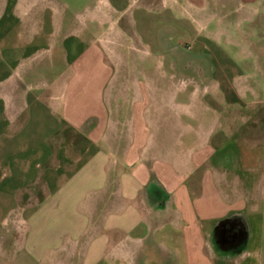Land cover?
<instances>
[{
    "label": "crops",
    "instance_id": "0c3cea01",
    "mask_svg": "<svg viewBox=\"0 0 264 264\" xmlns=\"http://www.w3.org/2000/svg\"><path fill=\"white\" fill-rule=\"evenodd\" d=\"M130 1L132 3L124 4L119 0H97L86 6L81 0H0V153L1 144L27 141L51 143L56 137L60 142L69 136L66 124L81 125L89 112L95 109L100 113L95 135L107 139L110 136L118 144L126 143L125 146H118L125 161L140 158V149L146 142L151 143L152 139L147 136L146 124L166 118L165 96L168 89L167 74L158 70L159 65L156 66L161 62L157 56L165 53L152 49L150 39L145 38L148 35H138V24L142 23V19L137 18L135 12L139 11V15L145 17L168 11V14L175 16L173 20L160 17L159 23L164 21V24L178 25L177 23L187 19L192 25L188 26L190 30L187 26H174V29L178 27L180 31H188L189 36L193 37L190 43L196 46L202 35L200 26L208 31L205 39L209 43L217 40L216 33L211 30H226L225 26H230L226 25L227 19L230 20L228 16L236 12L240 15L239 21L247 23L264 11V0H231L236 9L227 12L225 10L228 3L225 0H217L218 7L214 6L212 0ZM221 7L223 11H219ZM218 8L220 9L217 10ZM130 30L139 38V46L146 55L141 59L140 55L131 59L138 63V70L122 72L117 66L118 49L115 48H118V44L114 36L119 31L125 34ZM94 31H98V45H90L91 48H88V32ZM125 40L129 42L127 37ZM152 45L156 46L154 43ZM206 45L199 52L196 51L197 55L206 50ZM128 47L126 45L124 48ZM247 47L245 54L252 59V68L240 73L239 87L258 96L257 98L260 97L259 100L264 103V82L261 84L257 80L264 79V54L251 46L250 50ZM184 57L179 56V59L183 63H192L193 68L185 65L189 71L180 78L189 77L200 84L206 73L197 71V66L194 67L197 59L190 57L189 60H184ZM175 76L177 77L176 73ZM217 88L219 95L225 91L223 83H219ZM210 90L209 85L200 86L198 90L192 82L190 86L176 88L174 96L180 106V114L172 127L183 129L182 133L191 132L189 121L183 120L198 116L194 111L196 101L202 92L210 94ZM123 97L126 105L129 104L134 112L126 124L113 121L112 115L110 118L108 113L109 109L113 111L115 103L121 104ZM215 104L219 103L212 98L207 105L206 119L201 121L200 128L206 127V130L200 129L198 133L202 139L205 137L208 144L220 141V137L224 138V143H228L226 136L229 132L231 135L232 128H243L241 136L231 141L236 143L233 158L239 160L240 166L249 171L250 176L259 175V179L256 178L257 181L254 182V197L249 196L252 188L247 189V181L241 179L245 192L237 202L219 207L211 203L212 192L216 191L215 184L219 183L218 178L224 173L215 172L220 165L216 166L211 162L221 150L216 152L210 146L206 156L202 157L212 164L211 171L213 170H207L208 196L203 200L192 199L186 190L180 188L171 192L160 176L162 172L157 171L159 175L148 181L150 176L144 171L140 174L144 177L143 183H138L135 188L131 184L120 188L125 205L131 202L129 207L140 213L138 217L144 227L136 226L128 216L98 221L96 228L100 233L84 249L88 250L89 255H93V259H87L84 264H260L257 257L261 254V221L258 224L261 202L257 188H262L264 180L261 129L258 132L256 129L248 131L246 125L251 122L248 118L237 119L244 125H236L232 123L237 120L224 121L226 115L221 112L217 117L209 115V111L216 113ZM149 109L152 111L147 114L146 110ZM257 118L260 125L256 124ZM263 120L261 112L254 118L255 127L261 128ZM196 160L199 161V158L193 156L192 163H197ZM152 181L164 197L169 195L165 209H157L146 197L148 187L145 185ZM107 188L113 192L114 198L117 188L113 184ZM23 206L25 214L18 215L11 228L3 230V225L8 222L0 221L4 236L8 237L10 243L13 239L16 246L9 248L3 245L0 249V264H55L56 253L70 251L68 243L63 241L67 234L64 218H60L62 222H59L57 216L51 215L52 207L56 206L55 201L52 203L50 196L39 197V194L35 195L31 191L25 196ZM226 217H232L230 221L237 228L231 241H220L223 246L238 253L237 257L221 255L215 248L213 233L206 237L200 236V222L213 218L216 223ZM56 228L62 231L57 232ZM23 243L27 246L29 244V254L20 260L14 255L20 250L17 246ZM243 246L245 249L240 253ZM12 254L14 255L11 257ZM62 261L63 259L57 264H64Z\"/></svg>",
    "mask_w": 264,
    "mask_h": 264
},
{
    "label": "rangeland",
    "instance_id": "374dc122",
    "mask_svg": "<svg viewBox=\"0 0 264 264\" xmlns=\"http://www.w3.org/2000/svg\"><path fill=\"white\" fill-rule=\"evenodd\" d=\"M94 1L97 0H81V2H85L86 6H90ZM119 1L124 4L132 3L130 0ZM212 1L214 6L218 7L217 0ZM225 1L228 3L225 11L234 10V2ZM216 7L214 8L216 9ZM222 7L217 10L223 11ZM135 13L137 18L142 19V23L138 24V35L142 37L141 34L145 33L148 35L145 38L151 41L152 49H159L161 53H165L157 56L161 62L157 63L156 66L159 65L158 70L167 74L166 85L168 89V94L165 96L166 104L164 103L166 118H161L162 121L160 122L152 121L153 123L146 124L147 136L152 137V139L151 143L146 142L144 147L140 149V158H135L131 162L125 161L118 146H125L126 143L118 144L115 143V138L113 140L109 138L110 136L107 139L105 137L98 138L95 135L97 134L98 115L100 113L93 107L91 108L94 110L89 112L81 125L66 124L65 128L69 136L61 139L60 142L57 141L58 138L56 137L55 141L51 143L27 141L1 144L0 221L8 222V224L3 225V230L4 228L5 230L11 228L15 218L24 213L23 203L27 193L32 191L35 195L39 194V197L40 195L50 196L51 202L55 201L56 203V206L52 207L51 215L57 216L58 220H56L59 222H62L60 218H64L65 234H67L63 241L70 246L69 252L54 255L55 264L61 263L62 259L64 264H84L87 259H93V255H89L88 250L84 249L85 245L88 246L100 233L98 227L96 228L100 220L106 221L109 217L114 219L128 216L135 222L136 226L144 227V224L140 222V217H138L140 213L129 207L132 205L131 202L129 205H125L124 196L121 195L122 190L120 189L122 185L131 184L135 188L138 183H143L144 177L140 174L144 171L150 176L148 181L159 175L158 172H162L160 176L171 189V192L173 189L180 188L186 190L192 199L203 200L208 196L206 189L207 170L211 171L212 164L220 165L215 172L220 171L219 173H221L223 171L224 174L218 178L219 183L216 182L218 184H215L216 191L212 192L211 203L219 207L237 202L245 192L241 186V182L245 180L249 184L247 189L252 188L249 196L254 197V182L259 179V175L250 176L249 171L243 170L240 166L239 160L233 158L236 143L231 141L241 136L243 128L233 127L231 135L229 132L226 136V139L229 140L228 143H224V138L220 137V141L208 144L205 137L202 139L198 132L200 129L206 130V127L200 128L201 121L206 119L207 105L213 98L219 104L214 105L217 110L216 113L209 111V115L214 114L217 117L221 112V114L226 115L223 118L224 121L230 122L248 118L251 122L248 121L246 129L251 130V132L255 129L258 132L261 129L262 136L260 138L264 143V120L261 128L255 127L254 122V118L259 113L262 112L264 116V103L259 100L260 97L257 98L258 96L249 94L239 87L240 73L252 68V59L245 54L246 47L248 46L249 50L252 47L264 54V11L260 15H254L253 20L247 23L239 21L240 15L236 12L232 16H228L230 20L227 19L226 25L230 24V26H225L226 30L216 29V32L211 30L212 33H216L217 40L209 41V43L205 39V33L208 31L204 26H200L202 35L196 46L192 44V49H187V43L191 44L190 39H193L189 36V32L180 31L178 27L174 29V26H187V29L190 30L188 26L192 25L187 19L182 17L183 20L181 23H177L178 25L164 24V21L162 24L158 21L160 17L172 19L175 16L168 14V11L161 15L155 13L145 17L140 16L139 11ZM176 17L179 18L178 15ZM221 17L223 18V15H220ZM118 27L124 28L126 26ZM97 34L98 31L88 32V48H91L90 45H98ZM115 34L114 38L118 44V48H115L118 49L116 52L118 70L122 72L138 70V63L131 61V59L135 56L137 58L138 55L141 56V59L146 55L139 46V38L136 34L134 35L132 30L125 32V34L123 31ZM126 37L129 42L125 40ZM153 43L156 46H153ZM126 45L129 47L124 48ZM205 45L207 46L205 47L206 50L197 55V52L202 50ZM164 55L166 56L164 57ZM179 56L184 57V60L186 58L189 60L190 57L193 60L197 59L194 67L197 66V71L206 73L200 84L197 83V80H191L189 77L180 78L181 75L189 71L186 70L185 65L192 67L193 64L190 62L183 63ZM150 59L154 60L153 57ZM257 80L261 84L264 82L263 78ZM191 82L198 90L200 86L207 85L211 87V90L210 94L202 92L198 97L196 110H194L198 116L183 120L184 122L189 121L191 132L182 133L183 129L176 126L172 127L180 114V106L176 103L174 92L176 88L190 86ZM219 83H223L225 88L223 94L220 95L217 88ZM124 97L120 102L121 104L116 105L115 103L112 107L113 111L108 110L110 118L112 115L113 121H119L122 124H126V121L134 115L133 110L130 109L132 107L124 102ZM151 111L152 109L146 110V113H151ZM240 120L232 124L244 125ZM256 124L260 125L259 121ZM208 146L214 147L216 152L221 150L218 155L211 159L212 164L202 158L206 156ZM193 156L199 158V161L196 160L198 164L192 163ZM132 177L135 179H131ZM150 183L146 184L145 187L147 188ZM112 184L117 188V195L114 196L113 194L114 198L112 197L113 192L107 188ZM257 189H259L257 191L258 199L261 202L258 208V213L261 215L258 217V224L261 221L259 236L261 254L257 258L260 264H264V180L262 188L258 187ZM219 221L215 223L211 218L200 222V236L206 237L213 233ZM56 225L61 226L59 223ZM59 228H56L57 232L62 231V229L58 230ZM4 235L5 232L0 227V249L3 245L9 248L14 247L13 239L9 238L12 239L10 243V240H7L8 237ZM17 249L20 250L15 255L12 254L11 257L14 255L15 258L22 260L29 254V244L28 246L25 243L19 244ZM200 262L201 260L198 263Z\"/></svg>",
    "mask_w": 264,
    "mask_h": 264
},
{
    "label": "flooded vegetation",
    "instance_id": "af4514ba",
    "mask_svg": "<svg viewBox=\"0 0 264 264\" xmlns=\"http://www.w3.org/2000/svg\"><path fill=\"white\" fill-rule=\"evenodd\" d=\"M146 197L149 200L150 204L155 206L157 209H159V208L165 209L167 207L168 201L165 199V197L161 194L160 190L156 186L154 188H152L151 190H147ZM225 227H229V228H225ZM236 228L237 227H236L235 223H233L232 221H230L228 224H225L224 227L220 231V239L231 241L233 238L232 232ZM220 239L217 240V244L221 249H223L224 251H228V252L234 251L225 245L223 246L221 244Z\"/></svg>",
    "mask_w": 264,
    "mask_h": 264
},
{
    "label": "trees",
    "instance_id": "16d2710c",
    "mask_svg": "<svg viewBox=\"0 0 264 264\" xmlns=\"http://www.w3.org/2000/svg\"><path fill=\"white\" fill-rule=\"evenodd\" d=\"M155 186L158 187V186L152 181V182L149 184V186H148V190H151V189L154 188ZM159 190H160V189H159ZM161 191H162V192H165L164 189H161ZM165 195H166V194H165ZM168 197H169V195L167 194V195L165 196V199H167ZM231 218H232V217H226V218L220 220V221L217 223V225H216V227H215V229H214V232H213V234H212V239H213V241H214V244H215V248H216V250H217L221 255H224V256H227V257H237V256L239 255L238 253L236 254L235 252L224 251V250L221 249V248L218 246V244H217V240L220 239L219 237H220V231H221V229L224 227L225 224H228V223L230 222ZM234 233H235V231H234ZM219 245H220V244H219ZM244 249H245V246H243V247L241 248L240 253L243 252Z\"/></svg>",
    "mask_w": 264,
    "mask_h": 264
},
{
    "label": "built area",
    "instance_id": "2783aa9c",
    "mask_svg": "<svg viewBox=\"0 0 264 264\" xmlns=\"http://www.w3.org/2000/svg\"><path fill=\"white\" fill-rule=\"evenodd\" d=\"M193 45L192 44H187V49H192Z\"/></svg>",
    "mask_w": 264,
    "mask_h": 264
}]
</instances>
